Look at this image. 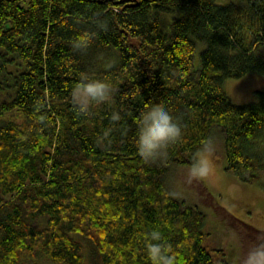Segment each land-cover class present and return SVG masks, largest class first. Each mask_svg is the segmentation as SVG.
Instances as JSON below:
<instances>
[{
    "label": "trees",
    "instance_id": "16d2710c",
    "mask_svg": "<svg viewBox=\"0 0 264 264\" xmlns=\"http://www.w3.org/2000/svg\"><path fill=\"white\" fill-rule=\"evenodd\" d=\"M164 11L174 13L168 31ZM97 16L107 31L74 53L71 39L95 30ZM105 55L118 61L108 70ZM0 58V117L14 116L0 121V264H35L43 252L59 264H84L86 254L89 264H150L143 237L154 228L176 264H228L207 243L204 212L172 196L169 180L215 131L226 171L248 182L264 175V87L241 104L222 87L264 73V0H0ZM85 71L116 92L80 116L70 91ZM152 106L179 117L184 136L165 160L145 163L136 121Z\"/></svg>",
    "mask_w": 264,
    "mask_h": 264
},
{
    "label": "clouds",
    "instance_id": "9594fccd",
    "mask_svg": "<svg viewBox=\"0 0 264 264\" xmlns=\"http://www.w3.org/2000/svg\"><path fill=\"white\" fill-rule=\"evenodd\" d=\"M95 30L83 31L74 36L70 47L74 53L86 54L92 48L94 41L101 31H107L108 23L101 16L95 18ZM114 56H103L99 67L108 70L115 66ZM116 92L114 82L106 77H100L95 71L82 72L78 82L70 91L71 104L77 115L88 116L92 110L100 105L113 102ZM112 121H119L121 115L113 112ZM135 146L139 158L145 163H155L167 158V150L180 142L184 130L179 117L164 106H152L145 110L136 121ZM111 130L104 131L97 138V143L104 146L110 143ZM218 150V141L214 136L205 138L197 151L192 154L190 167L179 183H172L171 195L180 197L185 194L184 189L195 182H202L211 171L214 157ZM146 256L150 264H176V256L172 246L164 240L158 228L152 229L143 237ZM238 264H264V236L248 242L246 250L238 257Z\"/></svg>",
    "mask_w": 264,
    "mask_h": 264
},
{
    "label": "rangeland",
    "instance_id": "374dc122",
    "mask_svg": "<svg viewBox=\"0 0 264 264\" xmlns=\"http://www.w3.org/2000/svg\"><path fill=\"white\" fill-rule=\"evenodd\" d=\"M224 1V0H222ZM172 12H161L160 20L164 30H169ZM204 42L196 40L193 54V66H200V51ZM1 62V58H0ZM1 74V72H0ZM222 87L234 103H246L255 99V90L264 87V73L250 71L238 77H226L222 80ZM14 117L5 114L0 121ZM16 117V116H15ZM212 136L217 138L218 150L214 157V164L202 182L188 185L183 198L195 203L205 214L202 224L207 232L209 245L223 248L228 264H238V257L246 250L248 242L264 236V175L260 181L248 182L241 180L224 169V151L222 140L215 131ZM190 166H178L170 176L169 184L179 183ZM206 185L216 198L219 206L209 203L207 197L201 193ZM86 254L84 264H89ZM24 264H33L26 259ZM35 264H59L53 261L45 252L41 253Z\"/></svg>",
    "mask_w": 264,
    "mask_h": 264
}]
</instances>
